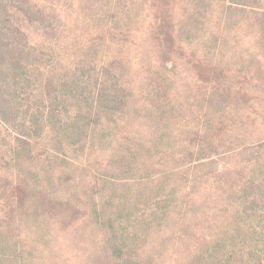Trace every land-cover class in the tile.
<instances>
[{
  "label": "rangeland",
  "instance_id": "374dc122",
  "mask_svg": "<svg viewBox=\"0 0 264 264\" xmlns=\"http://www.w3.org/2000/svg\"><path fill=\"white\" fill-rule=\"evenodd\" d=\"M33 1L42 18L24 29L42 49L37 64L43 68L40 75L29 64L24 89L9 88L10 103L0 104V219L10 221L11 186L21 174L40 198L25 199L24 208L37 205L32 216L44 234L50 227L41 264H97L102 233L87 223L91 206L100 210L112 188L155 189L167 178L170 202L193 215L194 238L178 233V222L171 221L154 239L161 245L157 264H191L204 241L235 234L232 216L240 200L229 194L240 191L244 172L255 177L264 167V5L241 10L228 0ZM93 65L111 68L118 89L104 76L84 75L89 89L71 92L76 68ZM60 82L66 89L56 98ZM99 93L123 97L124 113L82 117L88 138L83 130L79 139L49 135L47 127L35 132L49 123L48 114L54 116L50 123L74 124L76 103H97ZM203 111L221 112L227 128L218 117L205 125ZM109 128L113 135L103 134ZM17 129L41 137L39 143L17 146ZM30 194L27 189L24 196ZM202 211L213 215L209 223ZM153 252L147 247V255Z\"/></svg>",
  "mask_w": 264,
  "mask_h": 264
},
{
  "label": "trees",
  "instance_id": "16d2710c",
  "mask_svg": "<svg viewBox=\"0 0 264 264\" xmlns=\"http://www.w3.org/2000/svg\"><path fill=\"white\" fill-rule=\"evenodd\" d=\"M228 2L230 7L241 10H247L246 8L259 10L264 5L262 4L264 0H228ZM41 9L33 0L31 2L29 0H0V104L5 103L7 105L10 103L5 98V94L8 95V92H10L9 88L15 92L24 89L22 76H25L24 69L29 64L31 67L35 65L36 71H39L41 75L40 71L43 67L37 64L39 63L37 58L38 52L42 49L29 42L24 29L25 23H34L42 18V12H39ZM17 15L19 17L16 20ZM31 59H34V61H30ZM19 70L21 71L20 74H18ZM84 75L104 76L105 81L115 82L113 84L114 89L119 87L116 77H112L113 71L111 68L104 66L98 68L93 65L76 68L71 77V80H73L70 86L71 92L76 90L84 92L89 89L88 85L81 82ZM107 77H111L113 80ZM57 87L54 89L55 93L59 90L56 98H63L62 91L66 89V84L60 82ZM98 96L97 103L89 100L76 103L79 107V113L74 119V124L71 123V125L65 126L60 123L61 126L59 123H50L49 119L54 118V116L48 114L47 121L49 123L40 124L38 128L34 129L35 132L40 128L47 127L48 132H50L49 135L60 133L64 136L69 134L71 139H73L72 137L79 139L83 130L84 136L88 138L90 135L87 136V129L79 124L82 117L97 115L115 119V116H121L124 113L123 97L110 98L108 93L102 96L99 93ZM1 108H3V105ZM220 113L203 111L205 125L210 126L211 122L218 117L217 122H220L222 128H227L228 119L224 116H217ZM41 118L44 119L43 116ZM2 119L7 122L5 118ZM113 122L115 123L114 120ZM77 124L82 129L79 130ZM40 130L43 131V129ZM16 131H18L16 142L21 143L18 142L17 146L22 145V148L24 147L23 144L34 143V145H37L41 138H34L35 135L27 134L19 129ZM109 131H112V129L109 128L103 134L109 133ZM24 134L31 136L32 139H26ZM109 134L113 135L112 133ZM92 138H95V134ZM73 142L76 143V141ZM53 150L55 149L49 151L52 152ZM242 176L244 182L240 191L229 194L230 197L240 200V204L235 208L236 211L232 216L235 219V234L231 237L230 235L221 236L222 239L216 242L214 239H211V242L208 243L204 241L201 244L203 248H200L194 256L190 257L194 258L193 264H264V227L258 228L252 223L253 221L258 225L264 223V214L261 213L264 209V167L259 170L255 177L249 176L246 172ZM22 178L23 175L21 177L20 174L18 184L11 186L14 199L10 213L6 216L10 218V221L4 222L0 219V264H41L40 258L43 257L44 250L51 244V241L49 242L46 238L50 233V227L47 226L48 233L45 230L46 233L44 234L37 217L32 216L37 205L24 208V205H26L25 199H28V202L31 203L35 197H39L33 186L25 184ZM166 180L167 178H163L159 181V185L155 189L143 185L129 189L123 187L120 189L112 188L110 191H106L100 210L97 208L96 203L91 206V215L87 223L93 225L102 233L101 251L96 260L97 264H157V255L161 256L159 254L161 245H157L156 241L161 233L166 232L171 221H175V224L178 222V233L191 236L190 238L193 237V215H190L188 209L186 211L185 208L181 210L178 201L176 203L170 202ZM27 189H30L31 194L25 197ZM173 189L176 192L177 186H174ZM41 197L45 198L44 196ZM47 199L46 197V201ZM248 202L251 204H248ZM143 206L146 207V210H149L147 215L145 211L140 212ZM206 208H210V205ZM206 208L202 207V210ZM202 213L204 214L203 222L209 223L213 215L206 211H202ZM25 215L32 216V219L24 222L22 218ZM16 216L19 217V220L16 219ZM218 217L220 219L222 216ZM156 237L157 239L154 242ZM228 237H230L229 244L226 242L227 244L223 245V241ZM162 238L161 244H167L168 242H165ZM150 245L154 252L152 255H147V247ZM220 253L223 254L217 257V254ZM243 253L245 255L241 256Z\"/></svg>",
  "mask_w": 264,
  "mask_h": 264
}]
</instances>
